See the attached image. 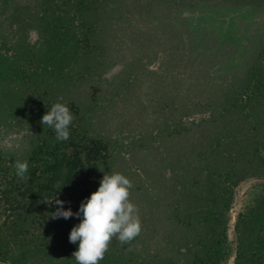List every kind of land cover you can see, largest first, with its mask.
<instances>
[{
    "label": "trees",
    "instance_id": "obj_1",
    "mask_svg": "<svg viewBox=\"0 0 264 264\" xmlns=\"http://www.w3.org/2000/svg\"><path fill=\"white\" fill-rule=\"evenodd\" d=\"M246 7L264 0H0V264H76L82 217L39 201L75 213L114 171L142 229L99 264H264V25L229 68L234 43L184 15ZM55 102L74 117L66 141L40 122Z\"/></svg>",
    "mask_w": 264,
    "mask_h": 264
},
{
    "label": "clouds",
    "instance_id": "obj_2",
    "mask_svg": "<svg viewBox=\"0 0 264 264\" xmlns=\"http://www.w3.org/2000/svg\"><path fill=\"white\" fill-rule=\"evenodd\" d=\"M73 119V114L66 104L55 102L40 122L54 130L58 141H66L70 136L69 126ZM14 167L15 174L21 180L28 179L27 161L17 160ZM132 188V181L128 177L114 171L111 174L104 173L98 189L81 201L75 213L71 208L63 207L65 202L59 199L57 194L50 201L47 197H42L39 201L58 205L50 216L52 219L82 217L69 234L71 243L79 242L78 248L72 253L76 264H99L114 238L121 245L130 244L140 234L142 224L139 209L130 198Z\"/></svg>",
    "mask_w": 264,
    "mask_h": 264
},
{
    "label": "rangeland",
    "instance_id": "obj_3",
    "mask_svg": "<svg viewBox=\"0 0 264 264\" xmlns=\"http://www.w3.org/2000/svg\"><path fill=\"white\" fill-rule=\"evenodd\" d=\"M184 15L190 20L192 25L204 26L215 31L221 42L230 41L234 43L235 51L228 65L229 68L239 64L244 54V44L248 36L256 30L257 26L264 25V8L255 10L246 7L227 11L194 10L186 11ZM31 36L32 38L34 37L33 33H31ZM120 67L121 65H115L106 72L105 76L109 79L112 78L119 71ZM14 138L13 134L5 135L1 143L10 144L14 141ZM260 181L257 178H250L241 182L237 187L231 209L229 229L231 239L234 238V219L236 213L249 203ZM227 264H232V260L230 259Z\"/></svg>",
    "mask_w": 264,
    "mask_h": 264
}]
</instances>
